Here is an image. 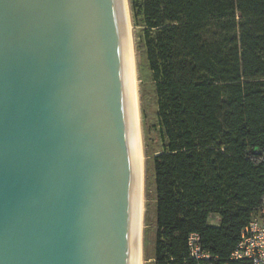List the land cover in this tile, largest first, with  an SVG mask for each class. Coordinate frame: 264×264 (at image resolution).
I'll return each mask as SVG.
<instances>
[{"label": "water", "instance_id": "1", "mask_svg": "<svg viewBox=\"0 0 264 264\" xmlns=\"http://www.w3.org/2000/svg\"><path fill=\"white\" fill-rule=\"evenodd\" d=\"M126 0H0V264H141Z\"/></svg>", "mask_w": 264, "mask_h": 264}, {"label": "trees", "instance_id": "2", "mask_svg": "<svg viewBox=\"0 0 264 264\" xmlns=\"http://www.w3.org/2000/svg\"><path fill=\"white\" fill-rule=\"evenodd\" d=\"M130 1L158 100L151 263L252 264L231 255L264 199V0Z\"/></svg>", "mask_w": 264, "mask_h": 264}, {"label": "rangeland", "instance_id": "3", "mask_svg": "<svg viewBox=\"0 0 264 264\" xmlns=\"http://www.w3.org/2000/svg\"><path fill=\"white\" fill-rule=\"evenodd\" d=\"M131 20L133 27L136 70L138 78V92L140 116L143 136V153L145 164V214L143 226V264H152L155 249L156 223H155V173L152 155L161 149L160 138L157 131L158 100L155 82L149 67L146 51L141 41V27L134 23L131 1L129 0ZM211 222L215 224L217 217L214 215Z\"/></svg>", "mask_w": 264, "mask_h": 264}, {"label": "built area", "instance_id": "4", "mask_svg": "<svg viewBox=\"0 0 264 264\" xmlns=\"http://www.w3.org/2000/svg\"><path fill=\"white\" fill-rule=\"evenodd\" d=\"M197 235L191 237L192 254L206 256L200 245ZM233 259H249L252 264H264V199L261 207L252 214L249 223L241 234V240L233 251Z\"/></svg>", "mask_w": 264, "mask_h": 264}, {"label": "bare ground", "instance_id": "5", "mask_svg": "<svg viewBox=\"0 0 264 264\" xmlns=\"http://www.w3.org/2000/svg\"><path fill=\"white\" fill-rule=\"evenodd\" d=\"M129 23H130V33H131V43H132V54H133V67H134V80H135V90H136V99H137V108H138V116H139V126H140V138H141V149H142V169H143V184H142V222H141V264H143V226H144V214H145V164H144V153H143V136H142V125H141V116H140V103H139V92H138V78H137V70H136V51H135V43H134V35H133V27L131 20V11L129 0H126Z\"/></svg>", "mask_w": 264, "mask_h": 264}, {"label": "crops", "instance_id": "6", "mask_svg": "<svg viewBox=\"0 0 264 264\" xmlns=\"http://www.w3.org/2000/svg\"><path fill=\"white\" fill-rule=\"evenodd\" d=\"M215 224H217V222Z\"/></svg>", "mask_w": 264, "mask_h": 264}]
</instances>
